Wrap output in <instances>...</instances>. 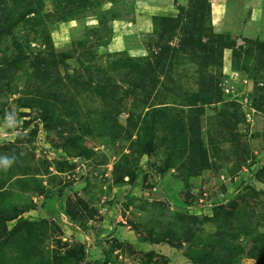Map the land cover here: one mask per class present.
<instances>
[{"label":"rangeland","instance_id":"obj_1","mask_svg":"<svg viewBox=\"0 0 264 264\" xmlns=\"http://www.w3.org/2000/svg\"><path fill=\"white\" fill-rule=\"evenodd\" d=\"M0 264H264V0H0Z\"/></svg>","mask_w":264,"mask_h":264},{"label":"trees","instance_id":"obj_2","mask_svg":"<svg viewBox=\"0 0 264 264\" xmlns=\"http://www.w3.org/2000/svg\"><path fill=\"white\" fill-rule=\"evenodd\" d=\"M178 25V21H177V23H176V26ZM192 26V25H191ZM189 30H191V28L189 29ZM188 40V39H187Z\"/></svg>","mask_w":264,"mask_h":264}]
</instances>
